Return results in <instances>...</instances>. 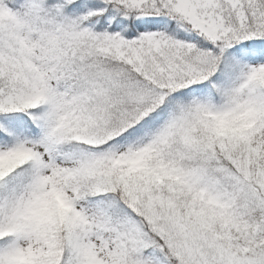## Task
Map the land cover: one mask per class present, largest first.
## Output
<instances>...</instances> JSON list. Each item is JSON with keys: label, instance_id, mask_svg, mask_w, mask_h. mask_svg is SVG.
<instances>
[{"label": "snow or ice", "instance_id": "obj_1", "mask_svg": "<svg viewBox=\"0 0 264 264\" xmlns=\"http://www.w3.org/2000/svg\"><path fill=\"white\" fill-rule=\"evenodd\" d=\"M0 264H264V0H0Z\"/></svg>", "mask_w": 264, "mask_h": 264}]
</instances>
